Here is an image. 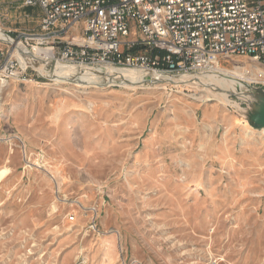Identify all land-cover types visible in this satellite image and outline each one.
Here are the masks:
<instances>
[{"label": "rangeland", "instance_id": "374dc122", "mask_svg": "<svg viewBox=\"0 0 264 264\" xmlns=\"http://www.w3.org/2000/svg\"><path fill=\"white\" fill-rule=\"evenodd\" d=\"M23 3L0 0L14 40L38 31ZM204 74L243 90L0 85V264H264V67Z\"/></svg>", "mask_w": 264, "mask_h": 264}, {"label": "built area", "instance_id": "2783aa9c", "mask_svg": "<svg viewBox=\"0 0 264 264\" xmlns=\"http://www.w3.org/2000/svg\"><path fill=\"white\" fill-rule=\"evenodd\" d=\"M23 4L39 8L38 31L20 33L15 40L5 34L1 87L9 81L25 82L29 70L36 72L19 57L17 46L42 62L105 74L129 70L190 78L216 72L219 62L231 57L248 58L264 67V0H24ZM78 31L79 37L65 40ZM40 50L46 52L39 54Z\"/></svg>", "mask_w": 264, "mask_h": 264}, {"label": "bare ground", "instance_id": "6f19581e", "mask_svg": "<svg viewBox=\"0 0 264 264\" xmlns=\"http://www.w3.org/2000/svg\"><path fill=\"white\" fill-rule=\"evenodd\" d=\"M0 41L7 42L8 38L5 34L0 31ZM19 49L18 55L21 59H26L27 63L32 64L39 72L45 75H49L51 80H56L61 83H70L74 85H79L81 82L87 83L89 87L95 86L97 88H103L107 85L108 81L116 79L119 76H124L127 80L130 81V87L134 88H155L157 86H167L169 84H187L193 83L195 86L200 87L212 94L214 92L219 97L226 100L229 94H239L238 91L243 90V87L239 85L237 82H230L226 80H217L215 74H204L202 76L197 77H179V78H165L159 75H154L152 73L147 74H137L134 71L124 70V71H111L105 74V78L101 77L98 73L93 72L91 70H83V71H74L68 66H62L53 62H42L38 57H33L24 53L22 49L17 46ZM46 51H41V53H45ZM37 54V55H39ZM36 55V56H37ZM148 78L150 84H146ZM224 79V78H223ZM112 83V82H111ZM84 87V86H83ZM219 99V98H218ZM221 102V101H220Z\"/></svg>", "mask_w": 264, "mask_h": 264}, {"label": "water", "instance_id": "95a60500", "mask_svg": "<svg viewBox=\"0 0 264 264\" xmlns=\"http://www.w3.org/2000/svg\"><path fill=\"white\" fill-rule=\"evenodd\" d=\"M68 67H70V66H68ZM32 68L37 72V73H40L41 75H42V73L41 72H39L38 71V69H36L33 65H32ZM72 70H74V71H83V70H80V69H78V68H75V67H70ZM87 70H91V71H93V72H96V73H98L101 77H106L105 76V72L104 71H100V70H94V69H87ZM137 74H143V73H147V72H136ZM147 74H150V73H147ZM44 76V78H46V79H48V80H51L50 78L51 77H49V75H43ZM149 81H151L149 78H148V81H147V85L148 84H150L149 83Z\"/></svg>", "mask_w": 264, "mask_h": 264}]
</instances>
